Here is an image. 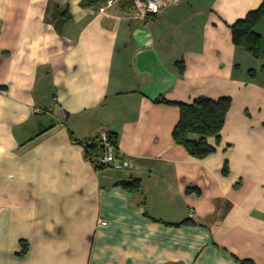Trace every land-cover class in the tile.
Listing matches in <instances>:
<instances>
[{
	"label": "crops",
	"instance_id": "1",
	"mask_svg": "<svg viewBox=\"0 0 264 264\" xmlns=\"http://www.w3.org/2000/svg\"><path fill=\"white\" fill-rule=\"evenodd\" d=\"M263 1L0 0V264H264V14L257 57L231 29ZM198 96L231 99L201 159L156 101ZM103 129L129 167L86 158Z\"/></svg>",
	"mask_w": 264,
	"mask_h": 264
},
{
	"label": "trees",
	"instance_id": "2",
	"mask_svg": "<svg viewBox=\"0 0 264 264\" xmlns=\"http://www.w3.org/2000/svg\"><path fill=\"white\" fill-rule=\"evenodd\" d=\"M86 1L91 3L99 0ZM263 14L264 1L259 8L248 12L244 18L236 21L231 26L233 43L243 47L255 57L259 55L261 48V35L256 32L255 26L261 20ZM69 18L70 14L67 8L61 10L57 5H54L51 21L58 32H61V26ZM181 72L182 69H180ZM156 101L177 104L180 107V117L172 132L175 143L184 146L186 151L195 158H204L215 151V146L209 142L208 138L213 137L217 144L220 142L221 130L231 103L230 97L213 100L206 96H198L189 104L171 102L165 99H157ZM111 135L115 137L113 134ZM84 150L86 158L90 160L96 170L104 167V165L97 162V149L89 146L85 147ZM223 171H227V163H225ZM120 184L133 193L140 190V182L136 179L124 180ZM187 222H189V219L177 224ZM244 263H247V261H244Z\"/></svg>",
	"mask_w": 264,
	"mask_h": 264
},
{
	"label": "built area",
	"instance_id": "3",
	"mask_svg": "<svg viewBox=\"0 0 264 264\" xmlns=\"http://www.w3.org/2000/svg\"><path fill=\"white\" fill-rule=\"evenodd\" d=\"M103 1L101 10L112 6L115 0ZM133 3L136 8V15L145 17L159 14L170 3V0H133ZM80 144L83 148L93 146L97 149L96 159L100 165H112L117 168H126L131 165V162L120 154L116 138L106 129H103L97 137L82 140ZM100 222L106 224L104 220H100Z\"/></svg>",
	"mask_w": 264,
	"mask_h": 264
},
{
	"label": "rangeland",
	"instance_id": "4",
	"mask_svg": "<svg viewBox=\"0 0 264 264\" xmlns=\"http://www.w3.org/2000/svg\"><path fill=\"white\" fill-rule=\"evenodd\" d=\"M43 115H46V114H43Z\"/></svg>",
	"mask_w": 264,
	"mask_h": 264
}]
</instances>
